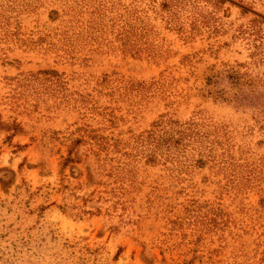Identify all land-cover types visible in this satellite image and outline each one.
<instances>
[{
    "label": "rangeland",
    "instance_id": "rangeland-1",
    "mask_svg": "<svg viewBox=\"0 0 264 264\" xmlns=\"http://www.w3.org/2000/svg\"><path fill=\"white\" fill-rule=\"evenodd\" d=\"M0 264H264V0H0Z\"/></svg>",
    "mask_w": 264,
    "mask_h": 264
}]
</instances>
